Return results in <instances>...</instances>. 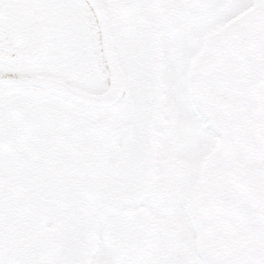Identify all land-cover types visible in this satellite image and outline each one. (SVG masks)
Returning a JSON list of instances; mask_svg holds the SVG:
<instances>
[{
    "label": "snow or ice",
    "instance_id": "snow-or-ice-1",
    "mask_svg": "<svg viewBox=\"0 0 264 264\" xmlns=\"http://www.w3.org/2000/svg\"><path fill=\"white\" fill-rule=\"evenodd\" d=\"M0 264H264V0H0Z\"/></svg>",
    "mask_w": 264,
    "mask_h": 264
}]
</instances>
